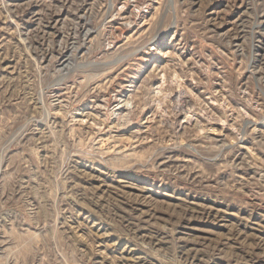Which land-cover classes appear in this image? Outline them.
<instances>
[{"label":"rangeland","instance_id":"obj_1","mask_svg":"<svg viewBox=\"0 0 264 264\" xmlns=\"http://www.w3.org/2000/svg\"><path fill=\"white\" fill-rule=\"evenodd\" d=\"M0 264H264V0H0Z\"/></svg>","mask_w":264,"mask_h":264},{"label":"bare ground","instance_id":"obj_2","mask_svg":"<svg viewBox=\"0 0 264 264\" xmlns=\"http://www.w3.org/2000/svg\"><path fill=\"white\" fill-rule=\"evenodd\" d=\"M67 51V50H66Z\"/></svg>","mask_w":264,"mask_h":264}]
</instances>
